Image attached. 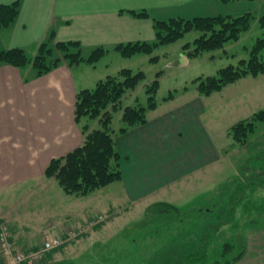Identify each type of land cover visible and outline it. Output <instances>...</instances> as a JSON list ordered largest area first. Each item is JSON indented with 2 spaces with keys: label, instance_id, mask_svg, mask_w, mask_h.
Instances as JSON below:
<instances>
[{
  "label": "rangeland",
  "instance_id": "obj_1",
  "mask_svg": "<svg viewBox=\"0 0 264 264\" xmlns=\"http://www.w3.org/2000/svg\"><path fill=\"white\" fill-rule=\"evenodd\" d=\"M258 3L249 29L222 46L192 53L196 50L195 40L202 34L225 35L221 31L225 25L216 23L206 32L192 29L177 40L158 42L150 52L124 55L112 48L96 62L82 64L87 77L91 76L89 89L109 75H119L124 68L134 74L143 73V77L122 98L112 101L120 88L128 86L130 75L109 80L104 86L110 92L109 102L102 105L98 117L84 118L80 125L88 123L90 131L103 128L100 120L112 116L107 130L114 132L118 147L123 149L127 136L122 130L123 115L127 108L128 144L149 133L144 135L148 145L156 148L149 150L150 161L145 162L146 155L138 169L134 158L128 161V171L139 172L128 179V194L124 181L118 180L86 194H67L57 179L41 180L43 183L36 185L57 186L62 190L61 200L55 199L53 188L48 192L40 188L22 198H17V191L2 194L5 206L0 204V217L5 221L16 219L21 231L37 236L40 242L64 237L67 228L78 227L77 222L86 226L76 241L48 251L45 262L181 264L202 247L204 259L187 264H264V212L248 215L242 206L248 202L246 198L231 217L226 207L232 204L231 198L245 177L264 173V120L253 119L264 110V70L250 72L210 93L200 89L201 79L218 76L223 68H244L240 62L248 61L256 41L264 38V0ZM167 31L164 25L161 32L166 35ZM43 44L47 47L42 58L50 66L61 59L69 60L65 57L68 52H78L75 45L59 50L53 41ZM48 50L51 55L46 53ZM89 52L82 55L89 57ZM260 58L264 59L263 51ZM151 87L155 91L151 92ZM153 95L157 106L146 113ZM144 114L147 121L140 123ZM249 122H255L252 129L243 133L236 129L240 123ZM246 197L262 203L264 188L248 192ZM16 201L12 207L10 203ZM158 202L183 207L185 217L169 224L155 220L149 210ZM232 240L236 241L235 247L225 252L224 243ZM243 251L247 254L241 261L227 263Z\"/></svg>",
  "mask_w": 264,
  "mask_h": 264
},
{
  "label": "crops",
  "instance_id": "obj_2",
  "mask_svg": "<svg viewBox=\"0 0 264 264\" xmlns=\"http://www.w3.org/2000/svg\"><path fill=\"white\" fill-rule=\"evenodd\" d=\"M15 1L17 0H0V5ZM258 1L20 0L19 14L14 22L0 27V53L20 47L30 58H35L44 42L53 41L55 44L77 42L81 54L90 51L91 55L96 48H102L106 54L112 48L119 50V46H125L130 42L156 40L155 20L174 17L190 19L200 16H238L247 12L252 13L259 6ZM142 9L148 10L150 16L136 17L128 12ZM83 57L84 60L80 63L61 59L43 74L38 73L32 62L21 67L0 64L1 205H4V202L1 203L4 192L17 191V198L18 196L22 198L34 195L37 192L35 190L40 188L47 192L53 188L52 192L56 193L55 199H63L62 190L57 186L36 184L46 180L53 182L56 178L46 176L49 163L54 158L67 155L85 141L83 126L75 116L77 94L83 89L90 88L91 76L87 77L85 69L81 68L82 64L90 62L86 60L88 57ZM125 134L127 136L123 149L118 147L117 140L116 147L121 159L125 154V162L121 160L122 178L118 181H124V189L128 194V179L135 178L139 173H134L135 169L132 172L128 171V161L134 158L135 168L138 169L146 155L148 157L145 162L150 161L149 150L156 147H149V140L147 141L144 136L149 133L140 135L138 140L130 144L128 129ZM151 168L152 166H147L150 171ZM21 191H26V194L19 195ZM16 203L18 201L10 204L14 207ZM77 223V228H67L64 237L55 236L64 238L62 245L76 241L83 234L86 226ZM19 225L16 219L5 221L0 217V230L3 226L9 227L11 242L16 251L38 250L49 239L40 242L37 236L21 231ZM26 230L29 228L26 227ZM245 251L234 263L246 256ZM46 254L50 253L46 252L35 264H40L39 262L51 264L50 260L48 263L45 262ZM0 264H6V257L1 249Z\"/></svg>",
  "mask_w": 264,
  "mask_h": 264
},
{
  "label": "trees",
  "instance_id": "obj_3",
  "mask_svg": "<svg viewBox=\"0 0 264 264\" xmlns=\"http://www.w3.org/2000/svg\"><path fill=\"white\" fill-rule=\"evenodd\" d=\"M19 10L20 0H17L11 4L0 5V27L10 25L12 22H14L19 14ZM128 12L136 17L150 16L149 11L146 9H142L140 11L129 10ZM252 19L253 15L251 12H247L235 17L219 15L211 17L200 16L190 19H184L182 17H174L169 20L159 19L155 20V27L157 31L156 42H130L125 46H119L118 49L124 55L131 53L133 54L139 51L150 52L158 42L165 44L177 40L178 38L182 37L185 32L192 29H201L206 32L209 28H211V26L212 29H214L216 23H218L220 27L225 25V30L223 27L221 30L225 32V35L222 34V37L220 35H211V37H209L205 35L203 36L202 34L195 40L196 50H194L192 53L197 54L206 49H213L215 47L222 46L224 42L237 38L242 31L249 29ZM164 25H166L168 29L166 35L161 32L164 28ZM56 44L59 50L63 48L67 49L69 45H75L77 48H79L77 42H58ZM45 45L43 44L41 46L40 53L33 60H30L25 50L20 47L2 51L0 53V64L6 63L21 67L32 62L39 74L46 73L53 66H50L43 61V51L45 52L44 48L47 47ZM262 51L264 52V38H259L252 49L250 59L248 61L242 60L240 62L241 65L244 64V68L240 69L234 65L223 68L220 70L218 76H209L205 79H201L200 89L210 93L212 90L220 89L228 82L234 81L250 72L257 73L263 71L264 59L262 60L260 58V53L262 55ZM46 53L51 55L52 52L51 50H48ZM104 54L105 52L102 48H96L86 60L88 62L94 63L101 59ZM257 55L259 58L256 57ZM65 57H67L71 63H80L84 60V57L79 49L76 54L68 52ZM127 74L130 75L128 86H123V88H120L117 91V94H114L110 101L115 100L116 98H122L120 96L124 95V93H126L129 88L135 87L138 80L142 79L143 73L134 74L132 70L124 68L117 76L109 75L106 79H101L94 89L86 88L81 90L77 94L76 99V120L78 122H82L84 118L98 117V115H100L99 111L102 109V105L109 102L110 99V96L107 95V93L110 92L104 88L105 84H107L112 78H119L122 75L126 76ZM150 91H155L154 87H151ZM154 100L155 97L153 95L150 97V104L146 109V113L149 109L156 108L157 104ZM117 107L118 106H116V108ZM127 113L128 110L126 108L123 115V119L125 121V126L122 127L123 131L128 129ZM253 119L256 121L264 120V110L257 112ZM100 121H102L104 127L94 129L92 131H90L88 123L84 124L83 130L84 133H86L84 143L81 146L75 148L73 151L69 152L67 155L54 158L46 168V176L56 178L62 185L64 191L69 194H86L122 178L121 154L116 147L114 132L107 130L111 125L112 116H110L108 120L101 119ZM146 121L147 114H144L143 119L140 120V123H145ZM140 123L138 122L130 125L134 126ZM254 124L255 122H249L246 125L244 123H240L236 129H240V131L242 130L241 132L243 133L247 128L252 129ZM251 168L252 167H249V169ZM261 175L264 176V173H254L253 175H249L245 177L246 179L242 180L241 184L237 186V192L235 196L231 198L232 204L226 206L227 216H233L237 207H239V205L245 201V198L248 202H245L242 206L248 215L252 216L253 214H261L264 212V201L262 203H258L256 199H248L246 197L248 192L253 193L257 188H264V178H262ZM211 209L212 208H210V210ZM149 211V214L154 217L155 220L160 221L163 224H169L170 221L173 220L181 221L182 217H185L186 215L183 207L167 202H158L153 205ZM232 241H234V243ZM232 241L224 243L226 248L225 252L235 247L236 241ZM242 253L243 252L233 259L228 260L227 263L236 261L241 257ZM204 255L205 252L202 250V247H200L198 251L189 255L181 264L197 262L200 259H204Z\"/></svg>",
  "mask_w": 264,
  "mask_h": 264
},
{
  "label": "built area",
  "instance_id": "obj_4",
  "mask_svg": "<svg viewBox=\"0 0 264 264\" xmlns=\"http://www.w3.org/2000/svg\"><path fill=\"white\" fill-rule=\"evenodd\" d=\"M11 241L9 227L3 226L0 230V249L6 257V264H35L42 259L45 252L60 247L63 244V239L53 237L52 239H47L42 248L27 252L16 251Z\"/></svg>",
  "mask_w": 264,
  "mask_h": 264
}]
</instances>
